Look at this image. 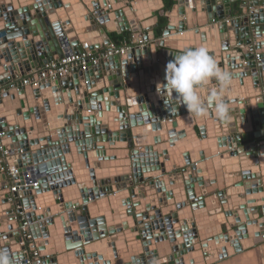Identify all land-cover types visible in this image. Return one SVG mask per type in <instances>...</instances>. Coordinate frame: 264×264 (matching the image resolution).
Segmentation results:
<instances>
[{"label": "water", "instance_id": "obj_1", "mask_svg": "<svg viewBox=\"0 0 264 264\" xmlns=\"http://www.w3.org/2000/svg\"><path fill=\"white\" fill-rule=\"evenodd\" d=\"M63 1L49 0L51 14L69 7ZM135 1L80 0L79 7L86 11V33L102 40L92 50L114 45L109 35L126 31L134 46L146 41L143 48L112 57L72 80L34 90L9 89L12 78L1 83L6 92L0 97V120L9 156L5 162L0 160V213L5 212L0 217V264L26 261L17 228L21 213L44 264H67L72 257L88 263L89 254L100 246L111 260L104 264H198L254 248L257 238L264 244V168H260L264 165V0H241L238 11L231 6L236 0H171L155 10L152 1L158 0H140L150 12L145 16L138 13ZM43 6L40 0H0V23H4L0 55L6 56L14 73L22 60L27 68L36 69L62 58L65 49L82 52L70 22H51L55 18ZM69 9L67 15L72 14ZM154 30L160 32L159 39ZM188 33L195 43L178 47ZM10 41L16 49L12 53L5 49ZM151 45L159 48L157 65ZM207 45L218 66L235 76L222 93L231 110L227 122L217 119L214 109L210 115L195 117L182 104L166 106L157 90L151 91L159 77L166 82L163 68L177 53ZM127 83L130 92L125 90ZM214 87L216 83L210 81L206 89ZM44 89L51 93L41 95ZM121 91L126 98L143 97L141 109L148 116L121 107ZM53 95L65 110L60 126H54L45 112ZM28 97L31 108L26 106ZM103 102L106 111L124 120H115L119 127L113 125L112 131L105 123ZM173 106L176 112L170 110ZM18 117L23 118L24 128ZM141 126H146V132L134 136L132 129ZM147 136L153 137L154 144L141 152L138 139ZM177 144H185L189 151L172 152ZM72 163L79 164V171L89 169L88 180L68 179L72 175L67 171H76ZM8 166L17 170L12 179H19L20 185L27 167H34L32 173L39 179L37 188H21L14 194L13 203L8 201L11 178L1 171ZM70 186L75 198L65 203L62 192ZM123 191L127 198L111 207L110 196ZM44 193H52L54 209L46 207L37 214L39 205L49 202L44 198L36 203ZM120 212L127 219L108 226L106 217ZM43 230L47 233L42 235ZM126 238L139 242L142 255L132 247L116 251ZM52 243L64 251L49 247ZM8 253L13 260H6Z\"/></svg>", "mask_w": 264, "mask_h": 264}, {"label": "crops", "instance_id": "obj_2", "mask_svg": "<svg viewBox=\"0 0 264 264\" xmlns=\"http://www.w3.org/2000/svg\"><path fill=\"white\" fill-rule=\"evenodd\" d=\"M40 1H42V4L44 5L43 7H45L46 10L49 9L48 13H50V14H48V15L51 16V17L53 16L55 18V19L51 20V22H54V21L58 22L60 20L63 21V22L68 20V22H70V24L72 26V31L74 32V36L76 37L77 42L79 44L82 45L83 43H88L90 45V48H93L96 44L101 45L102 40H101L100 37H97L96 34H92L91 33L93 38H89L91 34H88L85 31L86 27L88 26L87 23L83 19V16L86 14V11L85 10L82 11L81 8H80L79 11L75 10L76 8L81 6L80 0H65V1H63L64 4L69 6L68 8H70L69 10L72 13L71 15H67L66 14V10H68V8H65V7L60 9L61 11L59 13L51 14L52 8H51V5L49 4V0H40ZM138 1H140V0H136L135 1L136 2V7L138 5L140 6V4L144 5L143 3H138ZM146 1L147 0H143V2H145V3H146ZM170 1L171 0H165V1L163 0V2H162L161 0H158L157 1L158 5H157V3L153 4L152 5L153 6L152 9L155 10L157 8V6H160L162 3H164V5H167ZM152 3H155V2L152 1ZM241 4H243V2L241 0H236L235 2H233L231 4V6H232L233 10L238 11L237 8ZM149 14H150V12H149ZM157 14H158V11L155 12V15H157ZM239 14H240L239 12L235 13L234 16H238ZM76 21H77V23H76ZM2 24H4V23L3 22L0 23V26ZM142 33L145 34V32H142ZM127 34H128L127 31L126 32H122V34L119 35V36H117L116 34L113 33V34H110L109 37L114 42L115 45H118V44L122 45L124 42L130 43L129 40L127 39ZM159 34H160L159 31L154 30V35H155L156 39H159V37L161 36ZM114 36H116L115 38H116L117 41L113 40ZM144 36L145 35H143V37ZM261 40H264V38H262ZM7 46H8V48H6V49H8L10 51V53H12V52H14L16 50L15 49V44H14L13 41H10L7 44ZM151 47H152L151 51L153 53V62H155V52L159 51V48L156 50L154 45H151ZM106 48H107L106 46H103L102 48H100V50H103V49H106ZM29 50H30V53H32V49L30 48ZM0 58H2V55H0ZM24 64H25V61H23V60L20 61L18 64H16L14 66V69L16 70V72L14 73L13 70L11 69V67L9 66V63H6V65L8 66L9 73L8 74H3V76L0 78V85H1V83L7 82L8 79H10V78L15 79L16 81H20L23 78H27L29 76V73H30V71L32 69L27 68L28 66H25ZM154 64H156V62ZM40 67H42V65H39V68ZM161 69H162V67H161ZM163 70H164V75H165V68H163ZM160 83H163V82H162V78L159 77V79L156 82V85L151 87V91L153 92V90H157V84H160ZM125 88H126L125 89L126 91H132L130 89L129 83H127L125 85ZM49 92L51 93V89H44V90L41 91V95H47ZM123 95H124V93L121 91L120 92V96L121 97H120V99L118 101L119 105L121 107H124V106L128 107L129 110H134L136 108L138 110H142V111H140V113H138L139 116H142V115H147L148 116L147 111L145 112L143 109H141V106H143V104H144V98L143 97H141V96H139V94H137L135 98H130V97H128V98L125 97L124 98ZM52 101H53L52 105H48L46 107V109H45L46 115L53 116L57 112L61 111V109L59 108V105L62 106L61 103H60L62 101L59 99V97L57 99L55 97V95H53ZM26 106H28L29 108L32 107V102H31L30 97L27 98ZM102 106H103V110H104L102 112L103 115L104 114L105 115L108 114V120L105 123H107L109 125V129L112 131L113 130V125H115V127L118 126V123H116V124L114 123L113 124V122L115 120L119 119L118 118V113L106 111L108 106H106L104 104V102H103ZM64 112H65V110L62 109V112H61V117L62 118L64 116ZM70 112L71 111L69 110L68 114H70ZM135 116H137V115H135ZM17 120L19 122V125L22 128H24V120H23V118L22 117H18ZM119 120H122V119H119ZM124 126L126 127L128 125H124ZM145 129H146V126L137 127L135 129L133 128L132 129V133L135 136V134L137 132H141V133L146 132ZM64 130H66V129H64ZM77 130H79V131L82 130V126H80V124H79V126H77ZM52 132H54V131H52ZM66 132L67 131H65V133ZM143 141H145V142H143ZM138 143H139V147L143 148L140 151L144 152L143 150H144L145 147L153 146V144H154L153 137H151V136L150 137L149 136L141 137V138L138 139ZM108 149L112 150V147L108 146ZM184 151L188 152L189 148L187 149L186 146H184ZM155 156H156L155 158L158 159L157 153H156ZM72 166H73V168L76 169V171H78L77 175H78L79 179H76V178L75 179L78 180V181H81L82 183H84V180L88 177L87 176V172L89 171V169L85 168V169L79 171V164H77V163H72ZM90 168H91V164H90ZM226 168H227V166L224 165L223 170H226ZM260 168H264V165H261ZM32 170H34V167H27V175L29 176L30 179L38 180V182H39V179H36L35 174L32 173L33 172ZM11 182H12V180H10V184H11ZM63 190H66V189H63ZM77 193H78L79 196L81 195V194H79L80 192L77 191ZM117 193H119V194H117ZM51 194L52 193H44V194H42V195L37 197L36 203L38 202L37 200H39V199L40 200L44 199V198H48L49 199L48 203H44V204L39 205L40 208H39V210H37V212H36L37 214L40 211H42L44 208H46V207H49L50 209H54V205H53L54 201H53V197H52ZM62 194H63V192H62ZM126 195L127 194H126L125 191L116 192V194L111 195L110 196V203H109L110 206L111 207H115L117 202H120L121 200L127 198ZM74 198L75 197H67L66 194H63V196H62V200H64L65 203L73 201ZM247 198H249V197H247ZM0 207H2V206H0ZM104 212L105 211H103V213ZM2 216H5V212L0 213V217H2ZM100 216H102L101 213H100ZM126 217H127V215H126L125 212H122V213L120 212L119 215L116 216V217H114V216L106 217V220H107L106 222H107L108 226H113V225H116L117 223H121L123 220H126L127 219ZM217 218H219L218 223L222 224L224 222V220H222V218H220V215H218ZM45 233H47V232L43 230L42 231V235L45 234ZM78 236L80 238H82V236L79 234V231H78ZM49 240H51V239H49ZM254 242L256 243V246L254 248H249L248 250L243 251L240 254H236L234 256H228V257H225L224 259L219 260V261H214V262L212 261V262H209V263L208 262L207 263L206 262H202V263L200 262L198 264H264V244L261 243L262 241H261L260 238L254 239ZM48 246L54 248L55 251H59V250L60 251H64V248H62L63 246L62 247L61 246L60 247H56V246L53 247L54 246L53 243L48 245ZM129 247H132L134 249L133 252L136 251L135 253H137L138 256L142 255L143 249L139 248V242H137L135 238H131V239H127L126 238L125 239V244L117 246L115 249H116V251H120V250H125V249H127ZM105 250H107V249H103V247L100 246L99 249H97L95 251V253L89 254V256H91L90 257V261H88V263L83 261V263H85V264H104V262H111V260L108 259L109 255H105L104 254L106 252ZM7 255H8L7 257H9V258H7L6 260H8V259L9 260H11V259L13 260V257L10 255V253H8ZM14 258H17V257H14ZM100 258H101V260H100ZM79 259H80V257H79ZM79 259L75 258V257H72L67 264H83L82 262L78 261Z\"/></svg>", "mask_w": 264, "mask_h": 264}, {"label": "built area", "instance_id": "obj_3", "mask_svg": "<svg viewBox=\"0 0 264 264\" xmlns=\"http://www.w3.org/2000/svg\"><path fill=\"white\" fill-rule=\"evenodd\" d=\"M249 12L252 13L251 10ZM250 25H254L253 20L251 21ZM1 43L2 41L0 39V45ZM144 45H146V41L142 40L136 46H134L132 43L124 42L122 45L114 44L103 50H92L93 48H90L88 43H83L81 45V53H75L69 49H65V51H63L64 55L62 58L54 60L46 65H42L40 68L38 67L36 69H32L27 78H23L20 81L11 79L9 89H17L18 91L23 89L34 90L54 81L67 78L71 80L79 73L84 72L89 68L97 67L100 63L105 62L112 57H122L128 51L135 49L138 46L139 48H143ZM6 48H8V46ZM8 52L10 53L9 50ZM1 55L0 74H8L9 70L4 72L3 68L8 69L6 63H9L10 66V62L6 61L7 58L6 56H3L4 54ZM255 60L259 61V55L256 53ZM4 92H6V90L0 85V97L4 94ZM2 125L3 122L0 120V160L5 162V159L9 156V153L7 152L8 144L6 140V132L3 131ZM1 171L6 172L8 177H10L12 180L8 196V201L10 203L15 201L13 197L14 194L21 193V188H28L30 190L39 186L38 180L30 179L27 173L24 176L23 185H20L21 181L19 179H12L13 176L17 175V170L15 167H4L1 168ZM20 216L21 220L19 221L17 228L20 236L19 246L25 248L23 253L26 255V261L24 264H44L43 257L38 251V243L32 238L29 230V224L25 218V215L21 213Z\"/></svg>", "mask_w": 264, "mask_h": 264}, {"label": "clouds", "instance_id": "obj_4", "mask_svg": "<svg viewBox=\"0 0 264 264\" xmlns=\"http://www.w3.org/2000/svg\"><path fill=\"white\" fill-rule=\"evenodd\" d=\"M234 79L231 71L218 66L207 47H190L177 53L166 64V82L157 84V94L166 106L182 104L195 117L210 115L209 110L214 109L216 118L227 122L231 110L222 93L231 87ZM210 81H214L217 87L206 89ZM202 91L207 94L202 96ZM170 110L176 112L177 109L173 106Z\"/></svg>", "mask_w": 264, "mask_h": 264}, {"label": "bare ground", "instance_id": "obj_5", "mask_svg": "<svg viewBox=\"0 0 264 264\" xmlns=\"http://www.w3.org/2000/svg\"><path fill=\"white\" fill-rule=\"evenodd\" d=\"M157 3V5H158V2H156ZM156 3H152V4H156ZM80 8L81 7H78V8H76L75 10L76 11H79L80 10ZM137 11H138V13L140 14V15H142V16H145V15H147V14H149V11L148 10H146V8H145V6L144 5H142V4H140V6L138 5L137 6ZM83 11V10H82ZM76 23H77V21H76ZM173 42H171L170 41V44H172ZM195 42H194V40H192V37H191V34L190 33H188L187 35H186V37L182 40V41H180L179 42V46L178 47H184V45H190V44H194ZM176 44H178V43H174V45H176ZM205 47H209L208 45L207 46H205ZM210 48H213V46H211ZM130 92V91H129ZM124 96V95H123ZM126 96V95H125ZM125 96H124V98H125ZM149 106H150V103H149ZM156 106V105H155ZM144 107H145V105H144ZM157 107V106H156ZM155 107V108H156ZM59 108L61 109V111H59V112H57L56 114H54L53 116H50V119H51V122H54V126H60V124H61V122H62V120H63V118L61 117V112H62V109H63V107L62 106H60L59 105ZM146 108H147V106H146ZM136 109V108H135ZM152 110V109H151ZM155 111H156V109H155ZM109 112V111H108ZM156 113H157V111H156ZM151 115H154L152 112H151ZM104 116L105 117H108V114L107 115H105L104 114ZM158 119V118H157ZM123 120V119H122ZM124 121V120H123ZM59 128H61V127H59ZM143 142H145V141H143ZM184 146H185V144H177L174 148H172L171 149V151L172 152H175L176 154H179V150L182 148H184ZM188 146V145H187ZM164 148V147H163ZM163 148H161L160 150H162ZM170 151V152H171ZM174 153V154H175ZM175 154V155H176ZM155 156V155H154ZM156 157V156H155ZM154 157V158H155ZM155 162V161H154ZM68 172V176H70L69 174H70V172H71V177H69L68 179H71V178H76V179H79V177H78V175H77V172L78 171H74V170H68L67 171ZM100 173H102V172H100ZM100 173H99V175H100ZM106 174H107V172H106ZM87 180H88V177L86 178ZM66 190H63V194H66V196L67 197H73V195H75V194H72V191H73V186H70V187H66L65 188ZM101 202H103V201H101ZM101 206V208L103 209V206L102 205H100ZM104 211H107V209H106V206L104 205ZM51 233V235H50V238L52 239V241L53 242H55L56 240L54 239V231H51L50 232Z\"/></svg>", "mask_w": 264, "mask_h": 264}, {"label": "trees", "instance_id": "obj_6", "mask_svg": "<svg viewBox=\"0 0 264 264\" xmlns=\"http://www.w3.org/2000/svg\"><path fill=\"white\" fill-rule=\"evenodd\" d=\"M115 37H116V36L113 37V40L117 41ZM116 43H117V42H116ZM118 45H119V44H118Z\"/></svg>", "mask_w": 264, "mask_h": 264}, {"label": "rangeland", "instance_id": "obj_7", "mask_svg": "<svg viewBox=\"0 0 264 264\" xmlns=\"http://www.w3.org/2000/svg\"><path fill=\"white\" fill-rule=\"evenodd\" d=\"M24 125H25V122H24Z\"/></svg>", "mask_w": 264, "mask_h": 264}]
</instances>
